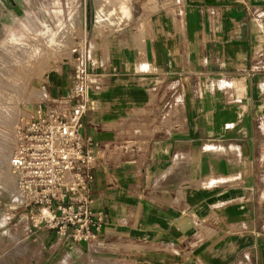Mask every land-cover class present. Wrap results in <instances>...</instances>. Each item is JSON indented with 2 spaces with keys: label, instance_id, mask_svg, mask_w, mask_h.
<instances>
[{
  "label": "crops",
  "instance_id": "0c3cea01",
  "mask_svg": "<svg viewBox=\"0 0 264 264\" xmlns=\"http://www.w3.org/2000/svg\"><path fill=\"white\" fill-rule=\"evenodd\" d=\"M159 1L144 0L142 32L120 21L100 42L92 2L95 84L80 136L98 159V237L136 264H264V0ZM21 6L0 0V28ZM56 72L51 104L74 83ZM40 233L41 258L16 242L23 261L9 264H50L57 233Z\"/></svg>",
  "mask_w": 264,
  "mask_h": 264
},
{
  "label": "rangeland",
  "instance_id": "374dc122",
  "mask_svg": "<svg viewBox=\"0 0 264 264\" xmlns=\"http://www.w3.org/2000/svg\"><path fill=\"white\" fill-rule=\"evenodd\" d=\"M92 2L21 0L22 6L12 19L16 23L0 28V156H8V168L0 167V264L23 261L20 255L16 257L13 253L16 242L18 246L33 245L34 255L41 258L43 237L40 232L48 229L35 226L24 208L10 210L7 207L8 203L12 204L6 197L13 185L9 159L18 126L34 116L39 106L45 109L51 104L49 101L57 99L49 85L56 71L76 72L83 62L88 72L92 71L90 60H95L94 51L98 47L96 35L101 37L99 42L105 41L119 30L114 27L104 30L105 27H117L119 20L124 21L122 27L126 26L127 30L136 34L142 32L144 0H95L97 34L90 23ZM157 4L159 8L168 6L162 0ZM39 91H44L45 95L40 96ZM56 238L61 239L58 235ZM57 239L50 244V264L137 263L133 258H123L119 245H105L99 237L90 242H97L95 249L85 242L64 238L66 245L54 252ZM74 243H85V246L78 251Z\"/></svg>",
  "mask_w": 264,
  "mask_h": 264
},
{
  "label": "built area",
  "instance_id": "2783aa9c",
  "mask_svg": "<svg viewBox=\"0 0 264 264\" xmlns=\"http://www.w3.org/2000/svg\"><path fill=\"white\" fill-rule=\"evenodd\" d=\"M80 67L67 97L45 109L39 106L18 126L9 159L17 203L7 207L24 208L39 229L90 245L102 232L105 215L93 209L89 189L98 164L93 140L84 144L80 136L91 109L88 91L95 82L86 62Z\"/></svg>",
  "mask_w": 264,
  "mask_h": 264
},
{
  "label": "bare ground",
  "instance_id": "6f19581e",
  "mask_svg": "<svg viewBox=\"0 0 264 264\" xmlns=\"http://www.w3.org/2000/svg\"><path fill=\"white\" fill-rule=\"evenodd\" d=\"M123 3V2H122ZM125 6V5H124ZM118 16V15H117ZM116 19H117V17H116ZM114 20V19H113ZM115 23L117 22V21H114ZM118 22H120L119 20H118ZM117 22V23H118ZM114 23V24H115ZM120 25V24H119ZM115 26V25H114ZM39 95L40 96H43V95H45V92L44 91H39ZM0 167H3V168H5V169H7L8 168V156H0ZM91 244V243H90Z\"/></svg>",
  "mask_w": 264,
  "mask_h": 264
}]
</instances>
